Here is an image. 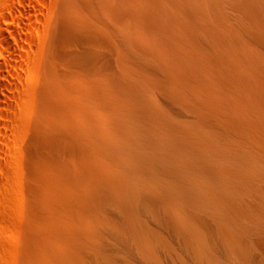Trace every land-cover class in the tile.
<instances>
[{"label":"bare ground","instance_id":"6f19581e","mask_svg":"<svg viewBox=\"0 0 264 264\" xmlns=\"http://www.w3.org/2000/svg\"><path fill=\"white\" fill-rule=\"evenodd\" d=\"M21 4L14 264H264V0Z\"/></svg>","mask_w":264,"mask_h":264},{"label":"rangeland","instance_id":"374dc122","mask_svg":"<svg viewBox=\"0 0 264 264\" xmlns=\"http://www.w3.org/2000/svg\"><path fill=\"white\" fill-rule=\"evenodd\" d=\"M20 1L22 2V0H20ZM20 1L19 0H0V40L6 39L11 44H13L12 38H11V32L20 33L22 38L26 34V30L23 29L22 25H20L18 23V21L16 19V15H15V13H16L15 11L19 10L22 12V9H24V6H22L23 4H21ZM20 44H24V40L21 41ZM15 47H16V45H15ZM0 50H3V47L1 46V44H0ZM0 62H2L1 57H0ZM21 103H19V102L13 103V108H11V109H9L10 107L6 108V106H5L4 108H6V109H3V113L5 112L4 114H5L6 118H4V116H3L4 119L2 117L0 119V122H4L3 124L5 125V127L9 128V130L7 129L8 138L9 137L11 138V139L7 138L8 141L5 140L6 138L3 141H0V150H1V155H0V264H14V263H16L15 262L16 254L15 253H17L16 252V250H17L16 247H18L17 243H19L18 242V238H19L18 235L20 236L19 233H21L20 229L22 228L21 224L23 223L22 221H20V219L23 220V217H21L23 215L22 214L23 210L21 209L23 207V196H22L23 195V192H22L23 189H21L23 186H22V183H20V182H23V173H21L22 172V170H21V162H22L21 156L22 155L21 154H22L23 143H24V139H25V135H26V128H27V124L25 126V123L28 122V115H27V111H25V110L28 109L29 103H27L25 100L22 103L25 106H23ZM11 106H12V103H11ZM20 106H23V107H20ZM19 107H20V109L23 108L22 111L19 109ZM10 110L13 112H11ZM14 110H16V111L14 112ZM19 111H21V112H19ZM23 111H24V113H23ZM11 113H13V114L11 115ZM14 113H16V114L22 113V114H21V116L19 114H17L18 116L15 117ZM8 114H9L11 120H9ZM12 117H13V119L15 118L14 121H13ZM22 119H23V121H21ZM17 120H18V122H17ZM26 120H27V122H26ZM12 122H14V124H12ZM19 122H21L22 124H20ZM5 123H7V124H5ZM14 126H15V128H14ZM18 126H19V128H18ZM12 129L15 130L14 131L15 133L12 132L13 134L11 132H9ZM9 135H11V136H9ZM13 135H15V136H13ZM12 138L14 139V141ZM6 141L9 144V149L7 147L8 144L7 145L5 144ZM11 141H12V143H11ZM17 141H19V143H17ZM10 144H11V147H10ZM17 144H19V145L17 146ZM12 145H14V147ZM21 146H22V148H20ZM9 150L12 151L11 153H13V156H11L12 154L10 153ZM14 153H16V154H14ZM18 156H19V159H18ZM11 157L12 158L14 157L13 160L10 159ZM11 162L14 164V167L12 166L13 164ZM8 165H11V166H8ZM15 166H17V167H15ZM16 168L17 169L20 168V169L17 170ZM16 172H19V173H16ZM19 185H21V186H19ZM12 191H13V193H12ZM20 194H21V196H20ZM20 198L22 201L20 200Z\"/></svg>","mask_w":264,"mask_h":264}]
</instances>
